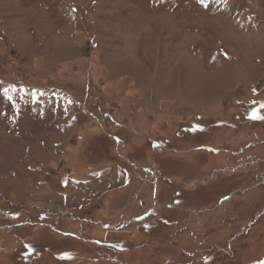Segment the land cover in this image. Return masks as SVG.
I'll list each match as a JSON object with an SVG mask.
<instances>
[{"label": "rangeland", "instance_id": "rangeland-1", "mask_svg": "<svg viewBox=\"0 0 264 264\" xmlns=\"http://www.w3.org/2000/svg\"><path fill=\"white\" fill-rule=\"evenodd\" d=\"M257 117L264 0H0V264H264Z\"/></svg>", "mask_w": 264, "mask_h": 264}, {"label": "snow or ice", "instance_id": "snow-or-ice-1", "mask_svg": "<svg viewBox=\"0 0 264 264\" xmlns=\"http://www.w3.org/2000/svg\"><path fill=\"white\" fill-rule=\"evenodd\" d=\"M201 2H203V0H201ZM257 118H262V119H264V117H257Z\"/></svg>", "mask_w": 264, "mask_h": 264}, {"label": "trees", "instance_id": "trees-1", "mask_svg": "<svg viewBox=\"0 0 264 264\" xmlns=\"http://www.w3.org/2000/svg\"><path fill=\"white\" fill-rule=\"evenodd\" d=\"M196 122L192 123V125H194Z\"/></svg>", "mask_w": 264, "mask_h": 264}]
</instances>
